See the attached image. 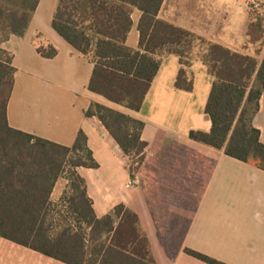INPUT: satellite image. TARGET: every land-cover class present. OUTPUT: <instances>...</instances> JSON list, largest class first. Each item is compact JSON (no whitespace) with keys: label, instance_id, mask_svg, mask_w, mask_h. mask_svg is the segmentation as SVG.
<instances>
[{"label":"crops","instance_id":"obj_1","mask_svg":"<svg viewBox=\"0 0 264 264\" xmlns=\"http://www.w3.org/2000/svg\"><path fill=\"white\" fill-rule=\"evenodd\" d=\"M58 2L41 0L26 35L12 36L2 45L14 56L18 71L8 104L10 127L69 148L83 131L99 167L77 173L97 218L114 215L119 205L136 213L156 264H207L188 250L224 264H264V171L189 139L191 131L208 133L212 128L205 108L213 78L203 61L204 48L196 43L183 58L190 63L185 68L194 82L192 92L175 87L182 69L175 50L181 48L158 49V74L141 110L134 112L89 91L91 58L52 29ZM260 2V15L254 16L248 0H164L157 19L261 62L264 30L249 32L257 21L264 29V0ZM141 18L142 12L133 9L126 41L133 50H140ZM53 49L57 55L48 58ZM92 103L145 123L142 140L148 147L139 173L131 174L128 157L102 123L86 118ZM253 124L264 143V94ZM61 179L51 195V209L63 207L64 195L56 194ZM57 212L64 222L57 230L70 226L77 231L70 209ZM169 235L175 243L172 255L163 243ZM0 264L65 263L0 237Z\"/></svg>","mask_w":264,"mask_h":264},{"label":"trees","instance_id":"obj_2","mask_svg":"<svg viewBox=\"0 0 264 264\" xmlns=\"http://www.w3.org/2000/svg\"><path fill=\"white\" fill-rule=\"evenodd\" d=\"M40 1L0 0V237L65 264H156L136 213L119 205L114 215L97 218L85 181L77 173L79 168L99 167L83 131L69 148L9 125L8 104L18 71L14 56L2 45L12 36L26 35ZM163 2L59 0L51 25L74 50L91 58L94 71L89 91L134 112L141 110L158 74L161 61L155 58L156 52L166 46L181 48L175 50L182 61L175 87L193 91L194 82L185 68L190 63L183 58L199 43L213 78L205 108L212 128L208 133L191 131L189 139L264 171V143L253 124L264 94V59L260 62L158 20ZM133 9L142 12L140 50L126 45ZM263 30L259 21L249 28L250 35ZM57 53L53 49L48 58ZM85 116L100 121L123 154L142 165L148 147L142 140L144 122L99 103H92ZM66 172L71 195L65 201L78 229L65 226L53 234L50 198ZM3 179L10 181L3 184ZM173 242L171 235L163 239L170 255ZM187 253L207 264H224L190 250Z\"/></svg>","mask_w":264,"mask_h":264},{"label":"rangeland","instance_id":"obj_3","mask_svg":"<svg viewBox=\"0 0 264 264\" xmlns=\"http://www.w3.org/2000/svg\"><path fill=\"white\" fill-rule=\"evenodd\" d=\"M249 7H250V4H249ZM250 10L254 14V16L260 15V12H256V11L252 10L251 7H250ZM128 159H129V163H130V169L133 170L134 174L139 173V169H140L141 165L135 164L138 160L130 159V158H128ZM133 162H134V164H133ZM66 181L69 182V174L67 172L62 176V179L60 181V184L58 186V191H56V194L62 193L64 195V198L67 200L71 194H70V189H69L70 184H67ZM60 210H64V208L63 207L60 208V207L56 206L54 209H51V217H52V222H53L52 223L53 224V229H52L53 234L56 233L58 227L64 225L62 218L56 217L57 213H58L57 211H60Z\"/></svg>","mask_w":264,"mask_h":264},{"label":"built area","instance_id":"obj_4","mask_svg":"<svg viewBox=\"0 0 264 264\" xmlns=\"http://www.w3.org/2000/svg\"><path fill=\"white\" fill-rule=\"evenodd\" d=\"M250 7L252 10L256 11V12H260L261 11V2L260 0H248ZM61 204L63 205L64 210H69V204L67 203V201H62Z\"/></svg>","mask_w":264,"mask_h":264}]
</instances>
